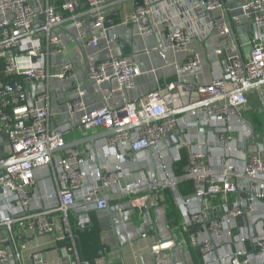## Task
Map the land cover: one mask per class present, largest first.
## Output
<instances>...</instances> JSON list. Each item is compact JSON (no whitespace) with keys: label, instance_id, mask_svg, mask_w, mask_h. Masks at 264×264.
Here are the masks:
<instances>
[{"label":"built area","instance_id":"1","mask_svg":"<svg viewBox=\"0 0 264 264\" xmlns=\"http://www.w3.org/2000/svg\"><path fill=\"white\" fill-rule=\"evenodd\" d=\"M157 1L142 0L124 23L138 25L144 35L152 34L150 15ZM190 1V21L211 20L209 32L219 29L231 38L230 49L235 54L226 59L221 74L207 84L168 82L165 89L135 96L119 107L108 102L115 91L112 85L102 87L104 103L99 107L89 108L82 99H76L72 113H80L79 128L123 129L109 135L99 145V153L92 146L84 150L64 148L65 133L72 124L54 121L49 107L50 82L72 76L73 65L63 63L61 71L55 73L50 57L63 52L61 29L68 20L75 24L81 39L93 47L99 45L93 28L103 27L111 39H116L113 27L105 26L107 0H72L60 6L48 3L43 11L31 0H0V133L7 135L12 147L0 164L15 161L0 171V264H28L24 256L31 241L28 237L47 234L68 255V264H89L79 259L74 228H87L92 210L106 209L118 195L135 197L134 206H138L148 198L142 191L176 189L185 180H191L194 188L181 198L182 206L188 208L193 199L200 204L198 210L188 211L186 225L200 228L191 235V243L201 245L206 264H251L253 259L264 264V209L260 211L264 206V152H244L241 148L264 136V118L262 130L257 132L243 114L250 105L247 93L255 85L264 103V83L258 84L264 81V0H244L242 4L256 29L247 56L241 53L233 29L238 17L230 15L226 0ZM217 8L223 12L215 16ZM162 22L172 48L188 50L195 34L181 23ZM206 37L200 35V41ZM224 50L216 48L214 53L222 55ZM83 63L90 79L99 84L115 80L117 90L135 93L142 70L133 55ZM199 67L200 59L193 52L181 63L185 70ZM34 82L45 83L39 97L47 101L46 106L27 104L26 83ZM228 93L229 97L212 100ZM172 110L185 111L167 115ZM155 117L158 119L152 120ZM194 126L215 132L223 146L217 162L212 161L214 147L210 142L180 141L173 132L184 128L188 133ZM229 136L232 140L227 141ZM182 147L188 150V165L184 174L176 175L167 153L175 149V160H180ZM148 149L159 160V174L133 178L122 187L120 181L132 175L123 163ZM231 195L235 196L233 201ZM71 212L76 215L75 225ZM225 244L232 248L218 255ZM45 252L30 253L32 264H46Z\"/></svg>","mask_w":264,"mask_h":264},{"label":"crops","instance_id":"2","mask_svg":"<svg viewBox=\"0 0 264 264\" xmlns=\"http://www.w3.org/2000/svg\"><path fill=\"white\" fill-rule=\"evenodd\" d=\"M31 1L39 10L43 11L48 3L60 6L61 3L72 0ZM79 1L83 2L85 0ZM141 2L142 0H107L104 7L105 26L113 27L116 39H111L103 27L93 28V35L97 37L99 42L97 47H93L86 40L81 39L77 27L71 20L64 23L63 29H61L63 52L52 55L50 64L52 71L56 73L61 71L63 63H71L73 65V75L65 79L51 80L49 107L57 124H72V128L65 133L68 143L91 138L105 131L104 128L99 130L79 128L80 113L78 111L72 113L73 103L76 99H82L89 108L99 107L104 103L102 87L112 85L115 91L108 102L119 107L129 100H133L135 96H144L157 88L165 89L168 82L182 81L192 84H207L221 74L226 59L235 54V51L230 49L232 45L231 38L225 37L219 29L209 32L211 20L190 21V0H158L155 11L150 15L154 32L150 35H144L138 25L124 23L126 16ZM243 2L244 0H226L227 5L230 7V15L238 17L233 24V29L241 53L247 56L252 49V39L256 29L249 16L242 9ZM222 12V9L217 8L214 10L213 15L216 16ZM163 20L171 23H181L190 34H195L188 50L176 51L172 48L164 32L165 24L162 22ZM200 35H207V37L200 41ZM216 48L225 49L224 53L216 55L214 53ZM189 52L196 53L200 59V67L196 70L181 68V63L188 57ZM122 54L133 55L141 67L142 73L137 78L135 93L117 90L115 80L99 84L86 75L84 60H100ZM0 62H2L1 58ZM44 89L45 83H26L27 104L46 106L47 101L39 97ZM247 94L250 105L245 109L244 117L254 124L257 132H260L263 126L264 103L258 94L257 85L250 88ZM187 116L191 119L188 114ZM181 129L173 131L180 141L210 142L214 147L212 161H218L223 152V146L214 137L215 132L212 129L202 131V127L194 126L189 129L188 133L185 129ZM107 139L108 137L101 138L95 144L84 142L76 147L84 150L88 146H92L94 151L100 153L99 145ZM229 140H232L231 136L228 137L227 141ZM263 140L264 136L262 135L248 146L242 144L241 148L244 152H264V149L258 147V144H264ZM183 150L188 151L185 147L180 148L179 157L182 156ZM11 151L12 147L7 135L0 133V159L8 157ZM177 154L178 151L175 149L167 153V158L174 173V163L179 161L175 160ZM114 161H112V164H115ZM158 164L159 160L156 154L148 149L135 153L134 157H130L123 163V166L132 173L134 179H137L146 175L155 176L159 174ZM187 165L188 163L184 167V173ZM43 172L41 171V173ZM124 181L129 182V177L125 178ZM179 184L176 189L166 188L171 191L172 200L170 203L162 194L165 189L160 193L142 191L141 194H147L148 198L138 206H134L133 199L135 197L118 195L110 201V208L95 209L102 229V240L107 245V250L98 259V264H156L150 254V249L153 246L155 250L174 247L172 255L160 264H206L201 245H192L191 243V235L201 231L200 228L186 225V214L190 210H198L200 207L199 201L193 199L188 208L182 206L181 198L188 195H183L180 192ZM230 198L233 201L235 196L231 195ZM263 209L264 206L260 208V211ZM70 217L73 225H75L76 215L71 212ZM241 225H245V220L241 221ZM74 230L76 229L74 228ZM202 232L204 236L205 232ZM172 237H175V240L159 244L160 239L165 241ZM48 242L47 246L36 250H46L44 253L46 264H68L69 257L64 250L56 247L53 240ZM231 248V245H222L218 250V255L228 252ZM73 258L76 257L73 256ZM25 260L28 264H32L31 258L28 257ZM251 264L259 263L256 259H253Z\"/></svg>","mask_w":264,"mask_h":264},{"label":"trees","instance_id":"3","mask_svg":"<svg viewBox=\"0 0 264 264\" xmlns=\"http://www.w3.org/2000/svg\"><path fill=\"white\" fill-rule=\"evenodd\" d=\"M3 63L0 62V68ZM188 163V154L186 150L182 151V156L179 161L174 163V171L177 175L184 173V167ZM193 182L190 180L183 181L179 184V190L183 195H189L193 192ZM165 197L168 203L171 202L172 196L169 189L165 190ZM92 225L85 229L74 230V236L76 244L79 249V256L82 261H86L89 264H98V259H100L105 250H107V245L103 242L101 236V226L97 218V214L94 210L90 212ZM71 239L66 240V244L69 245Z\"/></svg>","mask_w":264,"mask_h":264},{"label":"water","instance_id":"4","mask_svg":"<svg viewBox=\"0 0 264 264\" xmlns=\"http://www.w3.org/2000/svg\"><path fill=\"white\" fill-rule=\"evenodd\" d=\"M263 83H264V81H259L258 82V84H260V85L263 84ZM230 95H231V93H228L227 96L225 95V96L217 97V98H214L212 100H219V99H222L224 97H229ZM199 105L200 104L194 105L192 107H197ZM183 111H185V110H182V111L172 110V111L168 112L167 115H171L172 116V115H176V114H178L180 112H183ZM155 119H158V117H155L152 120H155ZM142 123H144V121H142L141 124ZM121 130H123V129H121V128H119V129L118 128H113V129H110V130H106V131L100 132V133H98L97 135H95V136H93L91 138H87V139L85 138L83 140L80 139V141L78 140V141H74V142H71V143H68L67 142L66 145L64 146V148L76 147V146H78V145H80L81 143H84V142H90L92 144H95L97 140H99L101 138H104V137H108L109 135H112V134H114L116 132H119ZM13 162H15V161H6V162L0 164V170L5 169L8 165H10ZM131 181H133L132 175L129 176V182H131ZM129 182H125L124 180H121L120 181L122 187H124ZM162 194L165 195V192H162ZM109 208H110V205H109ZM90 224L92 225V223H90ZM157 232H158V230H157ZM47 235H49V234H47ZM159 235H160V233L158 234V236ZM25 237L26 236H21V238H23V239ZM28 239L29 240L35 239V235L29 236ZM173 240H175V237H172L170 239H166L165 241H161V239H160L159 244H164L165 242H170V241H173ZM150 250H151L150 251V254L153 257L154 262L156 264H160L164 260H167V257H169L170 255H172V253L174 251V247L171 246V247H165V248H161V249L155 250L154 249V246H153Z\"/></svg>","mask_w":264,"mask_h":264},{"label":"rangeland","instance_id":"5","mask_svg":"<svg viewBox=\"0 0 264 264\" xmlns=\"http://www.w3.org/2000/svg\"><path fill=\"white\" fill-rule=\"evenodd\" d=\"M258 147L260 149H264V144L263 145L258 144ZM51 240H52V238L50 235H41V236H37V237H35V239L27 242V245H26L27 249L24 251L25 258H28L30 256V253L38 250L39 248L47 246L49 244L48 241H51Z\"/></svg>","mask_w":264,"mask_h":264}]
</instances>
